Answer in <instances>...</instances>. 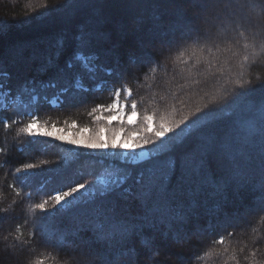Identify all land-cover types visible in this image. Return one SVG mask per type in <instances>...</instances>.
Wrapping results in <instances>:
<instances>
[{"label":"trees","instance_id":"16d2710c","mask_svg":"<svg viewBox=\"0 0 264 264\" xmlns=\"http://www.w3.org/2000/svg\"><path fill=\"white\" fill-rule=\"evenodd\" d=\"M237 2L242 6L245 0ZM72 3L73 0H0V20L8 22L7 27L0 32V56L6 61V70L12 64L14 50L22 49L24 52L22 63L11 69L10 83L13 90L16 91L29 80L36 81L38 91L42 84L49 81H56L58 85L57 88L44 89L41 99L32 108V111L38 114L41 124H46L49 129L53 123L58 128H66L65 121L68 124L75 121L77 127L72 129L74 132L82 127H88L94 132L101 125L115 131L122 127L124 136L135 133L155 141L150 145L152 148L154 144L164 143L167 151L136 164L134 167L139 170L152 167L154 161H167L178 157L202 137L220 131L225 124L234 122L238 115L244 119H253L249 110L258 107L264 99V88L259 87V81L264 80V46L261 45L260 37L253 40L247 32L240 38L241 47L233 49L237 53L236 56L231 53L217 54L215 50L211 54L203 53V57L209 60L219 55L220 63L214 62L211 73L203 62L197 65L196 58H190L188 52H185L180 62L174 63L175 56L183 49L173 48L157 58L161 67L154 74L149 72L151 62L129 68L131 74L123 79L104 73L90 78L89 74L82 73L83 85L90 91L76 93L73 90L75 94L70 93L63 104L56 103V106H52L50 101L55 99L59 88L70 87L73 82L70 77L59 78L57 69L62 67L75 51L73 37L85 16L99 14L113 22L108 27L112 34L111 43L105 50H98L101 63L106 68H116V60H119L122 68L128 66L129 56L132 54L129 51L136 49L138 43L143 41L139 35L144 26L147 29L141 35L151 33L153 29L160 30L159 34L150 35V41L154 42L147 49L149 51L160 47V35L166 34L170 29L173 28L174 32L180 34L178 5L172 0H101L99 7L80 9L74 8ZM53 6L55 11L52 10ZM179 7L190 13L194 6L181 4ZM237 10L243 14L255 15L248 8L240 7ZM27 17L31 19H26ZM117 26L119 29L123 26L119 35ZM49 38L52 41L51 47L49 46L48 50H40V56H35L29 63L31 56H34L32 47ZM60 38L65 41V49L63 54L57 57L55 45ZM139 38L141 40H138ZM245 43L248 44L246 50L242 48ZM107 52L111 54L106 57ZM245 55L249 57L247 61L244 60ZM49 57L53 58V63L45 70ZM229 60L232 61L231 64L228 63ZM80 71L82 70L78 72ZM205 79L208 80L207 84ZM249 79L252 84H246V87L255 86L256 90L246 96L234 97L233 93L240 91L237 82ZM105 81L107 83H104ZM120 84H126L133 90V96L129 100H120L128 105V111L131 99L138 101L137 124L107 125L106 121H96V115L106 116L110 113L98 111L89 115L92 108L112 103L115 97L110 88L119 87ZM121 95L124 96L123 93ZM45 96L47 99L43 98ZM198 108L201 111L197 112ZM213 111L214 115L211 114ZM153 113L154 129L161 122V118L173 122L188 116V120L180 128L166 134L162 140H156L152 132L144 131L142 121L144 114ZM2 115L9 119V122L11 119H21L11 108ZM197 117L202 119L194 124L193 121ZM29 119L27 116L23 117L21 124H14L8 130L0 124V147L7 150L6 155L0 154V210H6L0 211V264H35L37 260H42L43 264H94L95 257L82 251L84 245L81 241L89 242L97 250H102L104 245L92 232L77 231L80 222L85 219L83 209L79 205L88 199L90 192L100 197L102 186L94 180L107 176L105 169L108 162L114 158L107 159L90 154L84 148H70L54 138L29 137L20 132L23 123H27ZM109 134L110 132H106L105 136ZM245 147L250 155L256 158L255 178L258 181V136L255 139L250 138ZM24 164H34L36 167L26 173L16 174L28 176L27 183L20 185L15 181L14 173L16 168H23ZM77 183L85 184L86 188L74 194L78 197L74 205H68L51 218L44 232L37 231L43 212L36 205L47 200L45 207L49 213L56 211L60 206L55 205V201L50 197L54 196L56 191H67L69 186L74 187ZM10 184L16 186L9 187ZM258 196L259 193L251 188L229 189L223 198L208 199L207 203L213 204L209 210L199 206L198 201L202 204L206 201L198 196L185 198L184 209L190 215L185 220L182 234L187 235L188 239L178 245L168 235L167 228L161 226L159 229L146 230L142 235L132 237L130 244L143 255L142 241L152 240L160 253L156 264H257L264 261V221H260L258 217H249L251 227L241 225L240 227H245L243 232L238 227L237 235L226 239L225 245L213 246L211 243L221 234L220 231L216 235L198 236L196 233L198 229L217 224L225 217L236 213L243 214L246 208L257 202ZM110 199L111 196L100 197L97 203ZM33 233H36L35 238ZM163 235L166 238H163ZM62 240L66 243L61 249L57 245ZM253 241L256 243L253 244ZM224 247L228 248L227 253H223ZM242 247L243 252L240 251ZM253 251L256 252L254 258L251 255ZM218 252L220 255H217ZM233 255L236 259L231 258ZM244 257L248 259L245 260Z\"/></svg>","mask_w":264,"mask_h":264},{"label":"snow or ice","instance_id":"6c2138e0","mask_svg":"<svg viewBox=\"0 0 264 264\" xmlns=\"http://www.w3.org/2000/svg\"><path fill=\"white\" fill-rule=\"evenodd\" d=\"M178 5L179 13V36L160 35V47L149 51L146 49L143 41L139 48L129 56L128 66L121 67L119 60H116V68H106L101 63V56L98 50H105L106 46L112 41V34L108 31L109 25L113 22L99 14L86 16L80 23L78 30L73 37L75 42V51L69 56L62 67L57 69V76L61 79L70 77L71 86L60 87L55 100L50 102L64 103V99L73 93L88 92L89 88L83 85V74H75L78 69L82 73L89 74L90 78H95L98 74L104 73L107 76L115 75L117 79H123L130 75L129 68L139 67L142 64L151 62L149 72L155 73L160 67L158 57L164 56L173 48H182L179 54L175 56L174 63L180 62L185 52L190 53V58H196V64L202 62L207 66L211 73L214 62L220 63L219 55L213 56L209 60L203 57V53L209 54H228L236 56L233 51L241 47L240 38L245 32L249 33L250 38L255 40L260 37L261 45L264 46V0H245L244 4L238 5L235 0H172ZM101 0H73L72 6L76 9L99 7ZM181 4H191L194 7L191 12H186L180 8ZM240 7L251 9L255 15L243 14L237 9ZM48 8V5H45ZM55 11V6H53ZM26 19H31L27 17ZM7 21L0 20V32L7 27ZM138 23V22H137ZM123 31V26H120ZM159 29H153L149 35L159 34ZM56 56L63 54L65 41L60 38L55 45ZM244 50L248 44L242 46ZM13 61L6 70L5 59L0 56V124L3 128L11 129L12 125L22 123V118L27 116L30 119L23 123L20 132L29 137L38 135L52 137L55 140L66 142L87 150L106 152L112 149L113 160L109 161L104 176L95 178L94 182L102 186L100 197L111 196L110 200H100V197L91 194L86 201L81 202L79 207L83 209L85 219L80 222L77 231H90L98 241L104 245L102 250L94 249L87 241H81L84 245L82 251L90 256H94V264H156V259L160 255L155 248L154 242L150 239H144L141 244L143 255L133 245L130 244L132 237L142 235L146 230H156L161 226L167 228L168 235L176 244H181L187 235L182 234L185 220L190 215L184 209L185 198L205 195L211 199L223 198L225 192L229 189H254L259 193L257 202L246 208L243 214L236 213L233 216L225 217L217 224L206 225L198 229L196 235H216L221 232L211 243L215 245H225L228 238L237 235V228L245 231V227H251L249 217H258L264 221V99L258 107L250 109L253 119H244L237 116V119L231 124H225L220 131L212 132L194 144L188 146L178 157L167 161H154L152 167L141 168L137 170L134 166L138 157L135 155L137 149H141L149 143H155L150 138L139 136L135 133L124 136L121 135L124 129L121 127L118 131L111 130L106 125H101L94 132L88 127L76 129V122L68 124L66 128H58L53 123L49 129L46 124L39 122L38 114L32 111L35 104L41 99V92L47 88H57L56 81H49L42 84L40 91L37 90L36 81H25L16 91L11 87V69L17 64L22 63L24 52L22 49L14 50ZM247 55L244 60H248ZM231 60L228 61L231 64ZM53 63V58L49 57L45 70ZM117 69H121L117 71ZM219 71V70H218ZM148 73H145L147 75ZM214 76L215 74L212 73ZM205 84L208 80L205 79ZM104 83H107L105 81ZM199 83V81H197ZM251 85L252 81H238L237 88L240 90L234 92V97L246 96L256 90ZM99 87V85L97 86ZM259 87L264 88V80L259 81ZM111 94L115 97L112 103L107 106L97 105L92 108L89 115L96 112L107 111L112 113L104 116L96 115V121H106L111 125L113 121L119 120L121 124L125 122V116L128 124H135L138 117V101L131 99L130 109L126 113L127 104H121L123 98L129 100L133 96V90L126 84H120L119 87L110 88ZM124 94L122 97L121 94ZM75 94V93H73ZM47 99V97H43ZM163 99V98H162ZM207 107V105H205ZM13 109L16 116L21 119H6L2 113ZM201 109H197V112ZM211 114H215L213 111ZM194 115V114H190ZM155 113L144 114L142 121L144 131L152 132L156 140H162L166 134L180 128L188 120V116L182 117L179 121L169 122L161 118L159 125L153 129V120ZM202 117H197L193 123L199 122ZM106 132H110L107 137ZM259 140V180L255 178L256 158L247 151L246 145L250 138ZM121 150L116 152L115 150ZM23 151V149H21ZM159 151H167L164 143L158 145L152 155L156 156ZM6 148L0 147V154L6 155ZM129 154H131L129 156ZM148 153H140L139 158L143 159ZM118 160V163H117ZM103 163V162H102ZM34 164H24L23 168H16L14 179L20 185L26 184L28 176L16 175L26 173L35 168ZM110 169V171H109ZM10 184L9 187H15ZM86 185L77 183L74 187L69 186V190L56 191L50 198L55 201V205L60 207L56 211L49 213L45 205L47 200L36 205L41 209L43 216L37 231L44 232L47 222L55 217L58 212L63 211L68 205H74L78 199L74 194L85 189ZM19 195V192H17ZM70 198V199H67ZM66 201V203H65ZM6 211V210H0ZM231 229V230H229ZM36 233H33L35 238ZM66 241H61L58 248H63ZM256 241H253L255 244ZM241 252L244 251L242 247ZM228 248H223V253H227ZM217 255H220L218 252ZM254 258L256 252L251 253ZM232 259H236L233 255ZM245 260L248 257H244ZM35 264H43L42 260H37ZM264 264V261L257 262Z\"/></svg>","mask_w":264,"mask_h":264},{"label":"rangeland","instance_id":"374dc122","mask_svg":"<svg viewBox=\"0 0 264 264\" xmlns=\"http://www.w3.org/2000/svg\"><path fill=\"white\" fill-rule=\"evenodd\" d=\"M238 0H235V3L237 4L238 2H237ZM86 17V16H85ZM84 17V18H85ZM83 18V19H84ZM173 26V25H172ZM147 28L144 26V29L143 30H141L140 31V38H141V36H142V38H143V43H144V45L146 46V49H148L149 47H150V45H153V42H154V40L153 41H150V33H147V34H145V35H141V34H143V31H145ZM120 30L121 29H119L118 28V26H117V33H118V35L120 34ZM139 30V29H138ZM175 31V29H170L166 34H168V36H173V34H177V32H174ZM175 36H179L178 34L177 35H175ZM138 39V40H141V39ZM53 40V39H52ZM141 43V42H140ZM140 43H138V46H137V48L136 49H132L131 51H129L130 53H133L134 51L136 52L137 50H138V48H139V45H140ZM51 45H52V41H51V39L49 38V39H45V40H41V41H39L38 42V44L37 45H34V47H32V50H29V51H32V54L34 55V56H31V61H29V63L30 62H32L34 59H35V56H40V54H41V52H40V50H42V49H45V50H48V48H49V46L51 47ZM54 45V44H53ZM159 46H160V43H159ZM152 47V46H151ZM34 48V49H33ZM35 53V54H34ZM109 54H111L110 52L108 53H106L105 55H106V57L107 56H109ZM80 69H78L77 70V74H82V71H80V72H78ZM86 85H87V83H86ZM121 104H125V103H122V102H120ZM125 112L127 113L128 112V109H127V107L125 108ZM110 114H112V113H110ZM110 114H107V115H110ZM106 115V116H107ZM137 121H138V117L136 118V123L135 124H128L127 123V118H126V116H125V122L123 123V124H128V125H130V126H133V125H136L137 124ZM112 123H119V124H121L120 123V121L119 120H116V121H113ZM153 129H154V127H153ZM137 135V138L140 136L139 134H136ZM38 136H40V137H45V136H41V135H38ZM124 137V134H122L121 135V139ZM49 138H52V137H49ZM58 141V140H57ZM59 142H61L62 144H65L67 147H70V148H74V149H77V150H80L81 148L80 147H77V146H74V145H70V144H68V143H66V142H62V141H59ZM161 143H158V144H154V147L152 148V147H150V145H151V143H149L148 145H146V146H144L143 148H141V149H137L136 150V153H135V155L138 157V159H137V161H136V164H139V163H143V162H146L149 158H151V157H154L153 155H152V151L153 150H156L157 148H158V145H160ZM85 151L86 152H88V153H90V154H94V155H99V156H102V157H105V158H107V159H113L114 157L112 156V152H113V150L112 149H109V150H107L106 152H104V153H102V152H98V151H92V150H87V149H85ZM116 152L118 151V152H120L121 150H119V149H117V150H115ZM142 152H145V153H148V155L145 157V158H143V159H140L139 158V156H140V153H142ZM162 151H159L158 153H157V155L156 156H158L160 153H161ZM131 154H129V156H130ZM106 178V177H105ZM198 198H200V199H202V200H205L206 201V203H204V204H202V202L201 201H198V204H199V206H203V207H205V210H209L212 206H213V204H212V202H209V203H207V201H208V197L207 196H205V195H199L198 196ZM204 210V209H203ZM166 235V234H165ZM163 238H166V236H162Z\"/></svg>","mask_w":264,"mask_h":264},{"label":"bare ground","instance_id":"6f19581e","mask_svg":"<svg viewBox=\"0 0 264 264\" xmlns=\"http://www.w3.org/2000/svg\"><path fill=\"white\" fill-rule=\"evenodd\" d=\"M49 244V243H48Z\"/></svg>","mask_w":264,"mask_h":264}]
</instances>
